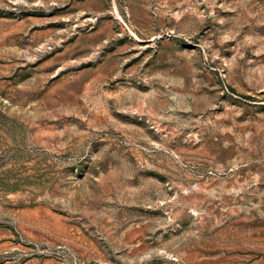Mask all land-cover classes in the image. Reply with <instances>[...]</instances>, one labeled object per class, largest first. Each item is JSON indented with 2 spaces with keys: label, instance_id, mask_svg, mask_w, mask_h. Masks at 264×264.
Returning <instances> with one entry per match:
<instances>
[{
  "label": "rangeland",
  "instance_id": "1",
  "mask_svg": "<svg viewBox=\"0 0 264 264\" xmlns=\"http://www.w3.org/2000/svg\"><path fill=\"white\" fill-rule=\"evenodd\" d=\"M0 264H264V0H0Z\"/></svg>",
  "mask_w": 264,
  "mask_h": 264
}]
</instances>
